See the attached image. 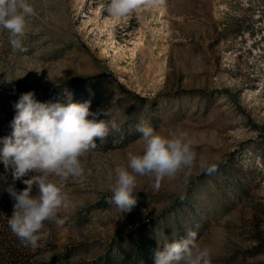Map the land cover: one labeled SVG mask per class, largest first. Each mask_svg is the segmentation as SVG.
<instances>
[{
    "label": "rangeland",
    "instance_id": "374dc122",
    "mask_svg": "<svg viewBox=\"0 0 264 264\" xmlns=\"http://www.w3.org/2000/svg\"><path fill=\"white\" fill-rule=\"evenodd\" d=\"M28 2L35 15L26 18L24 53L0 29V79L20 77L0 83V114L14 116L12 104L32 91L45 103L90 101V112H108L97 120L120 124L94 138L82 175L49 176L68 206L43 222L41 257L154 264L138 248L153 241L159 250L193 230L209 264H264V0H139V11L106 26L107 0ZM133 40L141 44L131 56ZM143 125L185 132L197 160L217 170L206 175L194 163L159 187L136 176V204L121 214L109 177L128 152L142 151Z\"/></svg>",
    "mask_w": 264,
    "mask_h": 264
},
{
    "label": "clouds",
    "instance_id": "9594fccd",
    "mask_svg": "<svg viewBox=\"0 0 264 264\" xmlns=\"http://www.w3.org/2000/svg\"><path fill=\"white\" fill-rule=\"evenodd\" d=\"M138 6L139 0H107L104 11L112 19H119ZM33 15L28 0H0V29L9 33L14 52L26 51L22 44L26 18ZM18 78L5 74L0 83L10 84ZM12 108L11 133L0 137V164L5 171L11 169L13 181L4 189L14 201L8 226L23 246L35 248L43 239V222L68 206L62 185L52 182L49 176L67 180L82 175L80 158L97 147L94 138L103 142L110 133L119 132L120 124L114 118L97 120L103 110L90 112V101L45 103L38 101L32 91L21 93ZM103 114L108 116V112ZM136 131L142 151L128 152L126 166L115 167L109 177L110 203L121 214L136 204V176H151L157 181L154 187H159L161 179L173 177L194 163L206 175L217 170L216 163L197 160L192 141L183 131L162 135L148 125L138 126ZM16 180L25 185L22 190L16 189ZM154 264H209V252L198 245L196 232L187 230L184 237L165 243L154 252Z\"/></svg>",
    "mask_w": 264,
    "mask_h": 264
},
{
    "label": "trees",
    "instance_id": "16d2710c",
    "mask_svg": "<svg viewBox=\"0 0 264 264\" xmlns=\"http://www.w3.org/2000/svg\"><path fill=\"white\" fill-rule=\"evenodd\" d=\"M13 116L8 119L0 120V137L8 136L11 133L10 121ZM21 179H27L23 177ZM13 183L11 169L5 171L4 166L0 164V264H61L64 260H60V255L44 259L41 257L40 248L25 247L20 240L11 232L8 226V220L13 212L14 201L4 191L8 184ZM16 189L22 190L25 185L21 180L15 181ZM34 191V190H33ZM180 239V237L178 238ZM157 250V244L153 241L143 244L138 248V255L154 256ZM144 256V255H143ZM138 256L132 261L128 256L121 259L105 258L102 263L88 262L86 264H138ZM149 264V262H147Z\"/></svg>",
    "mask_w": 264,
    "mask_h": 264
},
{
    "label": "bare ground",
    "instance_id": "6f19581e",
    "mask_svg": "<svg viewBox=\"0 0 264 264\" xmlns=\"http://www.w3.org/2000/svg\"><path fill=\"white\" fill-rule=\"evenodd\" d=\"M135 10L139 11L140 9L139 8L138 9L136 8ZM110 23H112L111 17L110 18L109 17H106L105 19H103V23L101 25L102 26H106V25H108ZM131 44H133V47L129 48V54L131 56H134V54H135V48L137 46H139L141 44V42L140 41H137V40H133ZM115 48L117 50H119L120 54H123L124 53V51H123L124 48L122 46H119V47L116 46Z\"/></svg>",
    "mask_w": 264,
    "mask_h": 264
},
{
    "label": "built area",
    "instance_id": "2783aa9c",
    "mask_svg": "<svg viewBox=\"0 0 264 264\" xmlns=\"http://www.w3.org/2000/svg\"><path fill=\"white\" fill-rule=\"evenodd\" d=\"M8 118V115L6 113L0 114V120Z\"/></svg>",
    "mask_w": 264,
    "mask_h": 264
}]
</instances>
